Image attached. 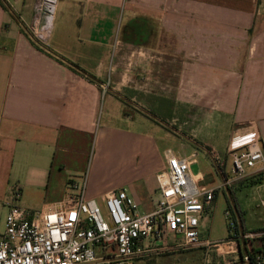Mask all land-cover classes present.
<instances>
[{"label":"crops","instance_id":"1","mask_svg":"<svg viewBox=\"0 0 264 264\" xmlns=\"http://www.w3.org/2000/svg\"><path fill=\"white\" fill-rule=\"evenodd\" d=\"M37 1L15 3L26 24ZM260 1L57 0L48 47L40 48L0 0V198L45 190L36 201L42 210L64 201L68 183L85 176L86 198L102 203L109 191L124 189L139 213H149L168 150L189 157L196 152L188 144L221 158L234 133L255 131L264 151ZM198 125L211 128L224 148L198 141ZM179 140L172 151L170 142ZM250 188L260 205L264 182ZM233 202L244 231H264L263 218L247 228ZM228 247L206 249V262L235 264L264 253V237L239 241L237 257Z\"/></svg>","mask_w":264,"mask_h":264},{"label":"built area","instance_id":"2","mask_svg":"<svg viewBox=\"0 0 264 264\" xmlns=\"http://www.w3.org/2000/svg\"><path fill=\"white\" fill-rule=\"evenodd\" d=\"M17 1L3 0L29 39L40 48L48 47L57 0H38L30 24L15 10ZM226 156L230 157L233 177L227 176L226 162L214 156L224 183L218 188H201L191 169L196 153L181 157L168 150L166 166L156 175L155 208L149 213H139L124 189L109 191L102 203L86 198L85 176L68 183L72 192L64 201L42 210L21 207L20 194L14 192L5 230L0 233V264H125L167 248L195 247L200 243V220L211 206L215 191L247 176H264V151L257 132L234 133ZM199 180L203 181L202 176ZM260 205L264 209V200ZM225 217L232 237L228 242L205 241V247L224 244L230 246L226 254L237 257L239 241L264 237L263 231L235 234L229 211H225ZM169 236L172 244L166 241ZM251 256L255 264H264V253ZM241 260L249 261V254Z\"/></svg>","mask_w":264,"mask_h":264},{"label":"rangeland","instance_id":"3","mask_svg":"<svg viewBox=\"0 0 264 264\" xmlns=\"http://www.w3.org/2000/svg\"><path fill=\"white\" fill-rule=\"evenodd\" d=\"M260 3V9H264V0H261ZM13 6L16 5L13 4ZM120 20L118 26L121 24ZM129 37L131 38V40H134V37H132V35H130ZM126 108L130 109L129 106H126ZM142 109L144 113L156 119L158 122L164 123L165 125H169V122L165 120V116L159 115L156 110H153L152 108L146 106L142 107ZM178 123L181 122L178 121ZM171 128L172 130L177 129L176 126L173 125ZM180 132L183 133L184 130H181ZM195 133L197 137L196 139L198 141H201V139L202 141H218V149L222 150V148H224V140H215L216 135L212 134L213 132L211 128L207 129L202 125H198L196 127ZM179 144L180 140L176 141L175 143L170 142V145H172L171 150L174 151L175 149H178ZM184 145L186 146L187 150H194L197 153L196 163L191 167V169L194 173H196L195 175L198 176L197 181L201 188L202 185L206 188H217L222 181L224 183L225 178L222 177L221 180V178L218 177V175L216 174L214 168L216 164L215 161L211 158V156H208L203 149L196 148L188 144ZM220 157L222 161L226 162L227 176L230 178L233 177V173L231 172L230 157L225 155ZM199 173L206 177V185L209 187L205 186V184L203 183L204 180L202 182L199 180V178H201V174ZM240 181H233L230 186H226L225 188L222 187V189H220L218 192L217 190L215 191L216 198L213 200L210 210L208 211V213H205L204 217L200 220L199 239L203 242L208 241L210 243H215L224 240L227 237L229 230L227 218L225 217V211L227 210V201H229L230 199L232 200V202L233 200H235L239 203V206L241 207L244 214L245 226L247 228L251 229L262 224L260 219H264V209L260 207L257 195H255L257 200L253 199L254 189H251L250 187L262 184L264 182L263 177L259 175L256 177V179L244 178L241 182ZM14 192L15 190H12V192H7L5 199L3 197L0 198V233L4 232L5 230V216L9 206V202L7 200L9 198H12ZM20 193L19 194L21 195V197L20 202H18V204L21 207L29 208L32 210L41 209L36 201H41L45 194H47L45 190H39V192L25 190L23 193L20 191ZM166 241L169 244L173 243V239L171 236H169ZM208 248L209 247H205L204 245H201L200 247L195 246L188 249L167 248L152 252L149 256L140 260L127 261L125 264H207L205 256L206 249Z\"/></svg>","mask_w":264,"mask_h":264},{"label":"trees","instance_id":"4","mask_svg":"<svg viewBox=\"0 0 264 264\" xmlns=\"http://www.w3.org/2000/svg\"><path fill=\"white\" fill-rule=\"evenodd\" d=\"M263 177V175H261ZM226 211H229L230 214H231V218L232 220L234 221V224H235V234L239 231H243V226H242V218H241V215L239 213V210L237 208V206L231 201H227V210ZM229 230V233H228V239L231 238V231L230 229L228 228ZM257 231H261V230H256V231H252V232H257ZM252 254H249V261L252 263V264H255L252 260Z\"/></svg>","mask_w":264,"mask_h":264},{"label":"water","instance_id":"5","mask_svg":"<svg viewBox=\"0 0 264 264\" xmlns=\"http://www.w3.org/2000/svg\"><path fill=\"white\" fill-rule=\"evenodd\" d=\"M235 264H252V263L250 261L241 260L240 262Z\"/></svg>","mask_w":264,"mask_h":264}]
</instances>
